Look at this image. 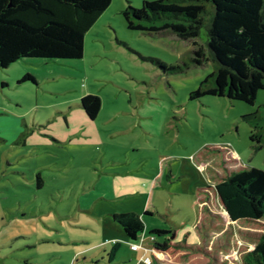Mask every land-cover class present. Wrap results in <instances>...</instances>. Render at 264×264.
Instances as JSON below:
<instances>
[{"label":"rangeland","instance_id":"374dc122","mask_svg":"<svg viewBox=\"0 0 264 264\" xmlns=\"http://www.w3.org/2000/svg\"><path fill=\"white\" fill-rule=\"evenodd\" d=\"M143 1L112 0L80 59L0 66V264H136L142 253L158 264H243L263 234L264 217H227L216 185L264 172V142L257 148L244 118L264 111V90L254 104L190 99L216 64H194L191 41L129 29L121 11ZM87 94L102 100L94 120ZM129 210L145 223L137 240L113 218ZM155 228L170 231L162 257L146 240Z\"/></svg>","mask_w":264,"mask_h":264},{"label":"trees","instance_id":"16d2710c","mask_svg":"<svg viewBox=\"0 0 264 264\" xmlns=\"http://www.w3.org/2000/svg\"><path fill=\"white\" fill-rule=\"evenodd\" d=\"M111 2L0 0V66L7 68L27 57L82 58L86 33ZM121 14L131 30L191 41L195 46L194 64L215 62V70L190 93V99L213 95L254 104L258 92L264 90V0H144L141 7L129 5ZM203 27L208 34L207 49L198 42ZM26 80L36 82L30 73L24 76L23 81ZM81 105L94 120L102 108V100L99 95L87 94ZM244 118L255 128L251 139L257 141V148L261 147L264 111L259 109ZM43 185V178L38 175L37 187ZM216 191L232 221L264 217V172L256 169L233 172L216 185ZM113 218L132 240H137L146 229L142 217L134 211L114 213ZM169 233L155 228L148 238H153L155 249L167 251L171 240L161 241L159 237ZM119 245L114 244L110 259ZM243 264H264V232L255 247L245 254Z\"/></svg>","mask_w":264,"mask_h":264},{"label":"crops","instance_id":"0c3cea01","mask_svg":"<svg viewBox=\"0 0 264 264\" xmlns=\"http://www.w3.org/2000/svg\"><path fill=\"white\" fill-rule=\"evenodd\" d=\"M128 186H127V188H125V190H123V191H128ZM132 194H135L136 193V190L135 191H132L131 192ZM122 194H123V192H122ZM129 211H134V212H136V213H138L141 217H142V215L140 214V212L139 211H136V210H129ZM142 219H143V217H142ZM134 243V242H133ZM120 246V245H119ZM118 249H119V247H118ZM132 250V249H131ZM154 250V253L156 254V256H158L159 257V255H160V252H165V251H159L158 249H153ZM135 254L136 253H138L139 251H134V250H132ZM145 257H149L148 255H145V253L143 254H141L140 255V258H139V260H138V262L136 263V264H139V263H142V264H144V262H143V258H145ZM158 264V259H157V257H156V261L154 262V261H152V263L151 264Z\"/></svg>","mask_w":264,"mask_h":264},{"label":"built area","instance_id":"2783aa9c","mask_svg":"<svg viewBox=\"0 0 264 264\" xmlns=\"http://www.w3.org/2000/svg\"><path fill=\"white\" fill-rule=\"evenodd\" d=\"M144 236V233L140 234L139 235V238L143 237ZM146 239V238H145ZM146 240H148V242H151L152 243V240L153 238L150 237V238H147ZM113 243H116L115 241H113ZM131 249L134 250V251H139L141 249L140 245H138V243H131ZM147 250H145L146 252ZM143 262L145 264H151L152 263V260L150 257H145L143 258Z\"/></svg>","mask_w":264,"mask_h":264},{"label":"water","instance_id":"95a60500","mask_svg":"<svg viewBox=\"0 0 264 264\" xmlns=\"http://www.w3.org/2000/svg\"><path fill=\"white\" fill-rule=\"evenodd\" d=\"M217 192V191H216ZM218 195V194H217ZM219 197V196H218ZM227 212V211H226ZM228 214V213H227ZM228 217H229V215H228ZM230 218V217H229Z\"/></svg>","mask_w":264,"mask_h":264}]
</instances>
